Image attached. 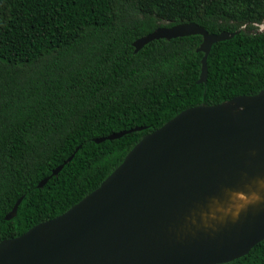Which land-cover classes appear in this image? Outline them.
Wrapping results in <instances>:
<instances>
[{"label": "trees", "instance_id": "16d2710c", "mask_svg": "<svg viewBox=\"0 0 264 264\" xmlns=\"http://www.w3.org/2000/svg\"><path fill=\"white\" fill-rule=\"evenodd\" d=\"M187 21L238 31L212 44L205 82L200 34L132 45ZM263 21L264 0H0V240L64 212L181 110L262 89ZM217 264H264V239Z\"/></svg>", "mask_w": 264, "mask_h": 264}, {"label": "water", "instance_id": "95a60500", "mask_svg": "<svg viewBox=\"0 0 264 264\" xmlns=\"http://www.w3.org/2000/svg\"><path fill=\"white\" fill-rule=\"evenodd\" d=\"M202 25L159 26L132 42L200 34L198 83L216 41ZM135 126L95 138L114 139ZM78 147H76V150ZM73 153L37 186L56 175ZM264 177V87L215 104L187 107L145 133L100 184L64 212L0 240V264H217L264 239V195L236 217L205 225L209 205ZM20 196L5 215H16ZM208 219V217H207ZM212 219V218H211Z\"/></svg>", "mask_w": 264, "mask_h": 264}, {"label": "bare ground", "instance_id": "6f19581e", "mask_svg": "<svg viewBox=\"0 0 264 264\" xmlns=\"http://www.w3.org/2000/svg\"><path fill=\"white\" fill-rule=\"evenodd\" d=\"M264 195V177L255 180L248 191L236 190L226 193L209 205V210L204 214L205 225H211L218 220L236 217L247 206L261 200ZM257 197H259L257 199ZM208 217V219H207ZM212 218V219H211ZM212 227L214 225H211Z\"/></svg>", "mask_w": 264, "mask_h": 264}, {"label": "rangeland", "instance_id": "374dc122", "mask_svg": "<svg viewBox=\"0 0 264 264\" xmlns=\"http://www.w3.org/2000/svg\"><path fill=\"white\" fill-rule=\"evenodd\" d=\"M255 26H256V31H264V21L261 22V23H255Z\"/></svg>", "mask_w": 264, "mask_h": 264}, {"label": "clouds", "instance_id": "9594fccd", "mask_svg": "<svg viewBox=\"0 0 264 264\" xmlns=\"http://www.w3.org/2000/svg\"><path fill=\"white\" fill-rule=\"evenodd\" d=\"M259 197H257V199H258Z\"/></svg>", "mask_w": 264, "mask_h": 264}]
</instances>
